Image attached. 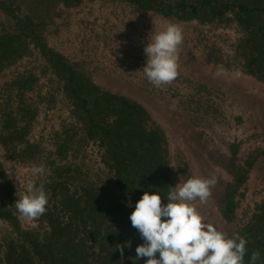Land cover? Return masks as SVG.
I'll return each instance as SVG.
<instances>
[{"label":"trees","instance_id":"obj_1","mask_svg":"<svg viewBox=\"0 0 264 264\" xmlns=\"http://www.w3.org/2000/svg\"><path fill=\"white\" fill-rule=\"evenodd\" d=\"M105 1L192 25L215 68L264 85V0ZM83 2L58 0L66 8ZM41 15L25 0H0V264H145L135 259L143 240L129 216L144 192L166 205L175 187L167 135L139 101L96 82L105 69L50 45ZM194 87L172 97L199 126L215 127L225 100ZM54 110L57 123L39 127ZM240 148L230 149L221 232L248 240L244 264L254 250L264 264V174L252 186L264 148ZM40 165L45 173L32 175ZM29 182L49 197L36 221L20 219L14 206ZM126 242L121 256L116 246Z\"/></svg>","mask_w":264,"mask_h":264},{"label":"rangeland","instance_id":"obj_2","mask_svg":"<svg viewBox=\"0 0 264 264\" xmlns=\"http://www.w3.org/2000/svg\"><path fill=\"white\" fill-rule=\"evenodd\" d=\"M25 1L28 7L44 16L41 15L48 28L50 45L105 69L95 76L96 82L139 101L163 128L175 167V186L190 178H217L207 202L197 199L192 203L204 218L203 222L222 231L221 210L230 179L232 145L239 144L241 153L264 148V85L245 75L236 77L234 72L214 75L216 68L197 45L193 26L179 24L183 29V43L178 78L170 87L150 86L142 71L147 60L143 49L166 23L174 22L105 0H84L81 5L70 8L60 6L58 0ZM144 81L149 83L147 88L142 86ZM194 86L202 87L206 95H218L225 100L224 119L218 118L215 127L199 126L177 103V98L172 97L193 92ZM60 113L54 110L48 121L40 116L39 127L57 123ZM90 158L96 166L95 152ZM263 174L264 160L252 175L254 188Z\"/></svg>","mask_w":264,"mask_h":264},{"label":"clouds","instance_id":"obj_3","mask_svg":"<svg viewBox=\"0 0 264 264\" xmlns=\"http://www.w3.org/2000/svg\"><path fill=\"white\" fill-rule=\"evenodd\" d=\"M182 43L181 26L166 23L164 29L144 47L147 60L142 71L154 87L171 85L178 78ZM225 73L223 65L216 66L214 75ZM233 74L239 77L242 73L237 69ZM30 172L40 176L45 173V167L33 166ZM216 183L217 178L212 176L208 179L190 178L169 187L166 205H162L159 193L150 195L144 192L129 216L131 225L143 240L135 249V259L147 258L145 264H244L248 240L239 234L229 238L227 233L203 222L204 218L192 203L197 199L206 203ZM48 199L42 183L29 182L25 194L16 200L14 206L20 219L36 221L46 213ZM128 206L131 207L130 204ZM124 247H130V242L116 246L121 256ZM260 259V251L254 250L249 264H257Z\"/></svg>","mask_w":264,"mask_h":264}]
</instances>
